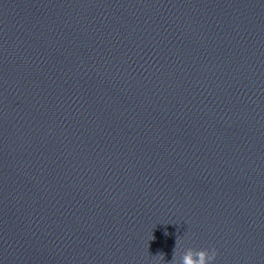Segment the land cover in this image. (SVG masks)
Masks as SVG:
<instances>
[{"label": "clouds", "instance_id": "1", "mask_svg": "<svg viewBox=\"0 0 264 264\" xmlns=\"http://www.w3.org/2000/svg\"><path fill=\"white\" fill-rule=\"evenodd\" d=\"M165 235H168L167 232H165ZM154 239V237H153ZM164 253L160 252L157 253V255L161 259H164ZM177 256V240H176V245L173 250V259L168 262V264H173V261L176 260ZM217 256V251L215 249H200V250H195L193 248H187L180 260V264H212L213 261H215Z\"/></svg>", "mask_w": 264, "mask_h": 264}, {"label": "water", "instance_id": "2", "mask_svg": "<svg viewBox=\"0 0 264 264\" xmlns=\"http://www.w3.org/2000/svg\"><path fill=\"white\" fill-rule=\"evenodd\" d=\"M16 0H0V68Z\"/></svg>", "mask_w": 264, "mask_h": 264}]
</instances>
